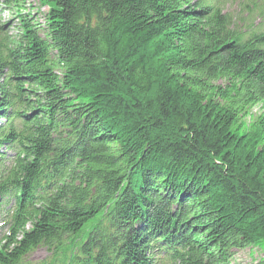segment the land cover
<instances>
[{
  "label": "trees",
  "instance_id": "1",
  "mask_svg": "<svg viewBox=\"0 0 264 264\" xmlns=\"http://www.w3.org/2000/svg\"><path fill=\"white\" fill-rule=\"evenodd\" d=\"M0 1V264L264 252V0Z\"/></svg>",
  "mask_w": 264,
  "mask_h": 264
},
{
  "label": "rangeland",
  "instance_id": "2",
  "mask_svg": "<svg viewBox=\"0 0 264 264\" xmlns=\"http://www.w3.org/2000/svg\"><path fill=\"white\" fill-rule=\"evenodd\" d=\"M28 5H32L35 7L36 11L46 12L47 9L40 8L37 0H26ZM221 6H224V12H230L233 15L238 13V1L237 0H219ZM238 18H241V15H238ZM11 17L8 15L6 11L1 12L0 10V23L1 24H10ZM13 24V23H12ZM15 25H12L9 30L10 34H14ZM49 257L48 252L44 248H38L32 254L29 255L28 260L32 263L40 262L42 260H46ZM264 258V252L255 247H251L249 249H245L243 251H239L235 253L234 258L232 259L231 264H253L258 262Z\"/></svg>",
  "mask_w": 264,
  "mask_h": 264
}]
</instances>
